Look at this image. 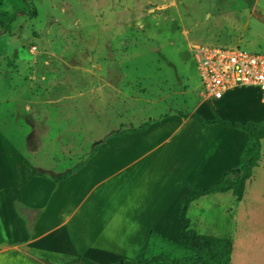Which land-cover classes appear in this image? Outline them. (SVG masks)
<instances>
[{"label":"rangeland","instance_id":"374dc122","mask_svg":"<svg viewBox=\"0 0 264 264\" xmlns=\"http://www.w3.org/2000/svg\"><path fill=\"white\" fill-rule=\"evenodd\" d=\"M29 4L0 0L2 23L17 13L8 33L0 25V125L24 153L30 175L61 179L107 137L209 105L195 67L196 46L264 53V0ZM263 94L245 87L233 104L264 108ZM46 137L53 147L42 158ZM202 207L204 217L199 208L191 215L201 225L198 235L231 241L233 264H264V140L244 201L229 192ZM18 211L32 218L21 205ZM179 248L167 250L170 260L189 253Z\"/></svg>","mask_w":264,"mask_h":264},{"label":"crops","instance_id":"0c3cea01","mask_svg":"<svg viewBox=\"0 0 264 264\" xmlns=\"http://www.w3.org/2000/svg\"><path fill=\"white\" fill-rule=\"evenodd\" d=\"M244 88L209 99L191 115L173 112L144 130L111 135L81 168L61 179L30 175L24 153L15 150L19 147L0 125V264H65V258L79 257L117 264L170 257L167 250L180 249L183 200L192 188L215 186L238 169L249 140L244 131L203 125L191 116L260 121L262 106L245 110L233 104ZM45 139L42 158L53 147V139ZM229 192L193 201L187 212L191 228L200 233L201 225L197 228L191 217L195 209L204 217L202 206ZM20 205L31 219L19 213ZM179 254L172 260L185 256Z\"/></svg>","mask_w":264,"mask_h":264},{"label":"trees","instance_id":"16d2710c","mask_svg":"<svg viewBox=\"0 0 264 264\" xmlns=\"http://www.w3.org/2000/svg\"><path fill=\"white\" fill-rule=\"evenodd\" d=\"M26 7H29V0H22ZM31 15V14H30ZM17 13L11 15L4 23L0 21V25L4 33H8L11 25L15 22ZM203 125H220L227 128L238 129L248 134L249 140L242 155L240 167L226 173L225 179L216 184L215 186L207 189L198 190L192 188V193L183 200L180 211L179 220L181 223V239L177 244L178 247L187 250L189 253L185 254L182 259L170 260L167 255H160L156 257H148L144 260L138 261H122L117 264H231L233 245L229 240H223L216 237H209L198 235L195 230L191 228L190 219L187 216L190 204L206 195L217 194L232 191L236 200L241 202L244 198L247 181L253 176L254 169L259 167L260 159L262 157V142L264 140V119L261 121H249L241 124L234 121L215 118L207 120L200 115H192ZM149 124L144 125L139 130L126 131L135 132L144 130ZM124 132L117 133L120 135ZM83 166L80 165L79 168ZM27 168V167H26ZM76 170V171H77ZM75 172V171H74ZM72 172V173H74ZM70 264H98L86 258H74Z\"/></svg>","mask_w":264,"mask_h":264},{"label":"built area","instance_id":"2783aa9c","mask_svg":"<svg viewBox=\"0 0 264 264\" xmlns=\"http://www.w3.org/2000/svg\"><path fill=\"white\" fill-rule=\"evenodd\" d=\"M194 61L208 99L221 100L229 91L242 87H257L264 93V53L198 45Z\"/></svg>","mask_w":264,"mask_h":264}]
</instances>
